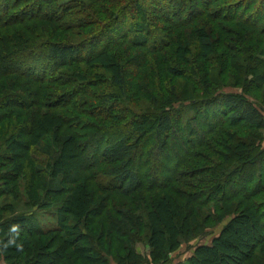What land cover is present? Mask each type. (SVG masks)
<instances>
[{"label":"trees","instance_id":"obj_1","mask_svg":"<svg viewBox=\"0 0 264 264\" xmlns=\"http://www.w3.org/2000/svg\"><path fill=\"white\" fill-rule=\"evenodd\" d=\"M224 1L0 0L8 264H264V0Z\"/></svg>","mask_w":264,"mask_h":264},{"label":"rangeland","instance_id":"obj_2","mask_svg":"<svg viewBox=\"0 0 264 264\" xmlns=\"http://www.w3.org/2000/svg\"><path fill=\"white\" fill-rule=\"evenodd\" d=\"M233 1H237V0H227V1H224V2H221V3L227 4V3H230V2H233ZM175 79L178 82H180V78H175ZM116 89H117L116 87H113L112 90H115L116 91ZM223 92H226V93H231V92L232 93H243V90L242 89H233L231 87H226L223 90ZM250 97H251V95H250ZM67 133H69V131H67ZM46 169L47 168L45 167L44 170H43L44 174H42V179L45 178L47 180V179H49L50 173H49V169H48V171ZM3 172H5V171H3ZM34 181L36 182L37 185L40 184V183H42L41 182L42 180L38 181V180L34 179ZM3 187H4V184L2 182H0V190L3 189ZM130 200H131V202H133V198L132 199H129V201ZM49 210H50L49 208H42L40 210L41 211V213H39V221H40V224H43L46 221H48L49 216L44 215V213L42 214V212H46V211H49ZM7 215L9 216L11 214L8 213ZM216 235H217L216 232H213L211 235H209L206 238L201 239L199 242L192 241V242H188V243H183L177 250H175L174 252L171 253V255H170L171 264H178L181 261H184L185 259L191 257V255H193L194 248H195V246L197 244H210L212 242L213 238L216 237ZM7 246L12 247L13 246V243L12 244H9ZM136 249H137V251L139 253L143 254L144 256H147V257L150 256V246H148L147 244H145V243H138L136 245ZM10 250H11V248H10ZM10 253L12 254V251H10ZM10 261H12V260H10ZM0 264H8L7 260L5 259V255L1 251H0ZM111 264H117V263L114 260H112V263Z\"/></svg>","mask_w":264,"mask_h":264}]
</instances>
